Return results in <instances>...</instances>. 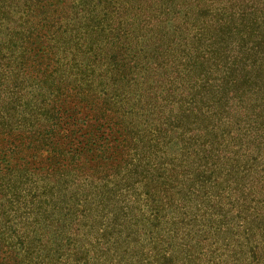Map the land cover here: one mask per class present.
I'll list each match as a JSON object with an SVG mask.
<instances>
[{
    "label": "rangeland",
    "instance_id": "rangeland-1",
    "mask_svg": "<svg viewBox=\"0 0 264 264\" xmlns=\"http://www.w3.org/2000/svg\"><path fill=\"white\" fill-rule=\"evenodd\" d=\"M126 12L148 42L142 73L173 105L154 166L143 149L148 178H118L133 206L126 229L117 234L106 213L93 224L102 208L85 202L99 187L89 181L59 203L64 231L36 222V210L14 208L11 222L25 236L66 240L31 246L59 264L80 250L90 264H264V0H135ZM187 108L189 117L174 116ZM12 231L3 218L5 249Z\"/></svg>",
    "mask_w": 264,
    "mask_h": 264
},
{
    "label": "trees",
    "instance_id": "trees-1",
    "mask_svg": "<svg viewBox=\"0 0 264 264\" xmlns=\"http://www.w3.org/2000/svg\"><path fill=\"white\" fill-rule=\"evenodd\" d=\"M132 4L0 0V221L8 218L13 230L7 249L0 237V264H59L60 255L31 246L38 240L63 247L66 240L25 236L11 214L14 208L36 210V222L43 217L64 231L59 203L85 181L99 185L90 200L85 197L102 208L89 215L93 224L106 213L117 234L126 229L133 206L121 199L119 179L142 176L157 163L154 147L170 132L165 124L173 107L163 105L158 79L140 68L148 42L133 29L132 14L126 16ZM179 113L174 116L187 118L193 109ZM143 149L153 150L152 166ZM77 253L63 262L91 263L87 253Z\"/></svg>",
    "mask_w": 264,
    "mask_h": 264
}]
</instances>
